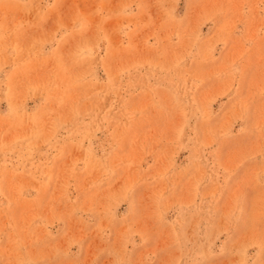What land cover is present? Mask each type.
<instances>
[{
    "label": "rangeland",
    "instance_id": "obj_1",
    "mask_svg": "<svg viewBox=\"0 0 264 264\" xmlns=\"http://www.w3.org/2000/svg\"><path fill=\"white\" fill-rule=\"evenodd\" d=\"M0 264H264V0H0Z\"/></svg>",
    "mask_w": 264,
    "mask_h": 264
}]
</instances>
